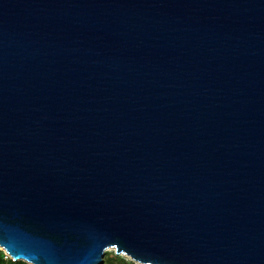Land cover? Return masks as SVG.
<instances>
[{"label":"water","instance_id":"1","mask_svg":"<svg viewBox=\"0 0 264 264\" xmlns=\"http://www.w3.org/2000/svg\"><path fill=\"white\" fill-rule=\"evenodd\" d=\"M0 248L264 264V0H0Z\"/></svg>","mask_w":264,"mask_h":264},{"label":"rangeland","instance_id":"2","mask_svg":"<svg viewBox=\"0 0 264 264\" xmlns=\"http://www.w3.org/2000/svg\"><path fill=\"white\" fill-rule=\"evenodd\" d=\"M0 251L3 253L5 258L4 251L1 248ZM103 264H139V263L132 261L130 258L126 256L117 255L113 249H109L105 253Z\"/></svg>","mask_w":264,"mask_h":264},{"label":"trees","instance_id":"3","mask_svg":"<svg viewBox=\"0 0 264 264\" xmlns=\"http://www.w3.org/2000/svg\"><path fill=\"white\" fill-rule=\"evenodd\" d=\"M0 264H28L24 261H17V262H14L12 260H6L4 258V255L3 253L0 251Z\"/></svg>","mask_w":264,"mask_h":264},{"label":"built area","instance_id":"4","mask_svg":"<svg viewBox=\"0 0 264 264\" xmlns=\"http://www.w3.org/2000/svg\"><path fill=\"white\" fill-rule=\"evenodd\" d=\"M4 251V250H3ZM4 253H5V259H7V260H12L13 261V259L4 251ZM15 262V261H14ZM29 264V263H28Z\"/></svg>","mask_w":264,"mask_h":264}]
</instances>
